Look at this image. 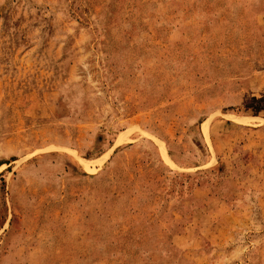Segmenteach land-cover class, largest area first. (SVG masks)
<instances>
[{
	"label": "rangeland",
	"instance_id": "374dc122",
	"mask_svg": "<svg viewBox=\"0 0 264 264\" xmlns=\"http://www.w3.org/2000/svg\"><path fill=\"white\" fill-rule=\"evenodd\" d=\"M0 264H264V0H0Z\"/></svg>",
	"mask_w": 264,
	"mask_h": 264
},
{
	"label": "bare ground",
	"instance_id": "6f19581e",
	"mask_svg": "<svg viewBox=\"0 0 264 264\" xmlns=\"http://www.w3.org/2000/svg\"><path fill=\"white\" fill-rule=\"evenodd\" d=\"M204 128H205V127H204ZM205 134H207V131H206V129H205ZM84 169H85V170H88V168H87V167H85V166H84Z\"/></svg>",
	"mask_w": 264,
	"mask_h": 264
}]
</instances>
